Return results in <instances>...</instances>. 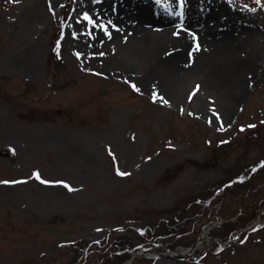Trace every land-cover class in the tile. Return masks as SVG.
Masks as SVG:
<instances>
[{"label":"rangeland","instance_id":"rangeland-1","mask_svg":"<svg viewBox=\"0 0 264 264\" xmlns=\"http://www.w3.org/2000/svg\"><path fill=\"white\" fill-rule=\"evenodd\" d=\"M133 1L140 0H0V153L11 152L0 154V181H10L0 183V264H92L119 239L148 237L166 250L127 263L264 264V7L201 0L202 17L143 24L192 29L205 44L182 57L191 62L211 45L204 27L212 32L213 4L228 7L232 21L217 29L247 46L244 55L256 51L243 71H258L231 115L218 120L204 112L213 94L189 83L157 90L158 76L141 67L145 58L115 35L125 12L139 14ZM165 1L180 10L178 0ZM127 43L130 54L121 50ZM37 171L52 183L35 179ZM176 238L181 245L169 248ZM190 246L194 256L179 258Z\"/></svg>","mask_w":264,"mask_h":264},{"label":"bare ground","instance_id":"bare-ground-1","mask_svg":"<svg viewBox=\"0 0 264 264\" xmlns=\"http://www.w3.org/2000/svg\"><path fill=\"white\" fill-rule=\"evenodd\" d=\"M149 1L150 2L147 0L133 1L135 5L131 7L135 8L136 6V8L139 9V14H130V9L128 12H125L124 14H126L125 18H127V21L116 24V27L112 30L117 31L118 29L119 31H117L115 35L124 37V41L127 40L133 43L135 49L141 54V57L145 58V60L143 59L142 61L141 67L146 71L150 79L153 75L155 77L158 76L157 78L160 79V82L156 85L157 90L160 88L162 90L167 89L175 83L193 84L199 91L211 93L213 97H215V101L208 102L207 104L205 103L204 112L211 111L214 113V117H218V120L227 119L233 112L235 105L245 96V91L253 78L256 77V72L258 71V68H255V66L250 74L248 73V69L243 71V68H246L247 62L248 66H251L250 61L256 51L250 48L248 50V56L246 51L244 55L243 50L244 48L246 49L247 46L241 49L242 46L236 42L232 34L228 33L229 30L226 32H219L217 29L218 25H223V27L228 26L229 21H232L233 17L226 14L228 7L217 2L213 4L210 9L211 11H209V13L211 12L209 16L214 15L212 32L207 26L204 27L208 31V34L213 35H209L211 37L209 40L211 45L207 44V46L211 47V50L210 47L209 50L205 49V51H203V49L200 55L192 59L193 61L186 62L182 58L185 53H190L191 49L200 52L201 48L197 50V44L199 47H202L201 45H204L205 42L202 44L200 40L191 35L193 37L192 39L190 33L192 34L194 32L191 28H188L191 30H187L185 33L178 31L179 35L177 37L172 32L174 27L146 28L143 24H154V22L162 24V17L171 15L170 12L166 10V6L170 7L172 13H175L178 9V6L176 7L173 2L161 0V3L157 4L155 0ZM204 5L205 4H202L201 0H186L183 9L184 17H186V15L189 16V14L194 15L196 18L199 15L202 17L203 13L200 12V7ZM208 6H210V4ZM136 17L141 18L139 19L140 22L135 19ZM142 17L147 18L144 23L142 22V19H144ZM221 17L222 20H220ZM132 19L138 21L139 24L136 26L130 24ZM173 35L175 37H172ZM117 40L120 41L117 45L124 43L120 39ZM127 44L125 49L121 50L124 53L130 54V50L133 47L130 46V43ZM176 47H181L178 56H175V54H165L169 48L174 49ZM212 50H214L213 53ZM136 56H134V59H136ZM252 60H254V58ZM114 61L116 65H120V61L117 58H115ZM154 68L162 70L163 75L161 74L162 76H160ZM166 72L172 75L166 76ZM163 77L165 78L162 80Z\"/></svg>","mask_w":264,"mask_h":264},{"label":"trees","instance_id":"trees-1","mask_svg":"<svg viewBox=\"0 0 264 264\" xmlns=\"http://www.w3.org/2000/svg\"><path fill=\"white\" fill-rule=\"evenodd\" d=\"M62 21H64V20H61V23H60V21L55 22V25H59L60 35H62V30H63ZM60 38L61 37H59L58 39H55V41L53 42L54 44L52 46V54H53V57L55 59L61 58V56H58V55H60V52L62 51ZM52 54H51V56H52ZM233 182H234V180H231L227 183L222 184V186L220 187L221 190L226 189L227 187L229 188V186H233L234 185ZM234 231H236V230L235 229L231 230V232H234ZM143 239H146L149 242V244L146 240H143L142 242L137 243V242H134V240L132 238L131 239L126 238L125 240L119 239L115 243H113V245L106 247L102 251L101 255L97 258V260L94 263L92 262V264H123L124 262H125L124 264H129V263H127V260L129 258H131V256L137 251L155 249L157 247H159L160 249H165L164 243H161L162 242L161 240H159L161 242L152 243V242H150L149 237L143 238ZM178 240H180V238L174 239V243H172L171 247H169V248H173V249L178 248L181 245V244H179L181 241L179 242ZM191 244H192V242H191ZM192 256H194V254L188 255L187 258H192ZM179 258L184 259L185 257L180 255ZM135 260L147 261L148 258L146 256H144V257L136 256L133 259V261H135ZM151 260H153V259H151ZM133 261L131 264H133Z\"/></svg>","mask_w":264,"mask_h":264},{"label":"snow or ice","instance_id":"snow-or-ice-1","mask_svg":"<svg viewBox=\"0 0 264 264\" xmlns=\"http://www.w3.org/2000/svg\"><path fill=\"white\" fill-rule=\"evenodd\" d=\"M13 2H16V0H13ZM92 2H93V3H100L101 0H92ZM155 2H156L157 4H160V3H161V0H155ZM255 2H256L257 4H259V5H261V7H264V3H262V0H255ZM178 4H179V8H180V10H179L178 12L172 13V12H171V9H170L169 6H166V10H168V11L170 12V14H175V15L180 16L181 18H183V16H184V11H183V9H184L185 0H178ZM245 7H247V5H245ZM255 10H256L255 8L251 9V11H255ZM83 19H84L85 21H87L88 24H90V25H96V21H95L90 15H89L88 12H84V13H83ZM108 23H109V24H112V21L109 20ZM99 27L102 28V30H103V32H104L105 35L109 36V38L111 37V33L108 31L107 26H105V25H99ZM113 27H116V26L113 24ZM181 28L183 29V25H181ZM117 30H118V29H117ZM183 30H184V31H187V29H183ZM89 34H90V33H89ZM174 34L178 35L179 33H174ZM74 35H75V33H74ZM192 36L195 37V33H192ZM198 49H199V45L197 44V50H198ZM77 55H79V54H77ZM100 55H103V53H100ZM132 87H133V89H134L135 91L139 92V88H137L135 84H133ZM153 95H154V98H157V95H156L155 93H154ZM193 95H195V93H194ZM158 98H159L164 104H167V103H168V101L165 100L163 97H158ZM217 118H218V117H217ZM249 127H254V125H250ZM241 130H243V129H241ZM261 166L264 167V162H261ZM253 171H255V169H253ZM117 173H118L119 175H122V176H123V175H128V173L120 172L119 169H117ZM33 176L35 177V179L39 180V181H40L41 183H43V184L52 183V181L43 180V179L41 178V176H40V174H39L38 171H37V172H34V173H33ZM22 182H23V181H11V183H22ZM0 183H5V184H7V183H10V181H0ZM55 183L64 184L65 187H69L66 183H64V181H55ZM70 190H71V189H70ZM98 231H99V229H98Z\"/></svg>","mask_w":264,"mask_h":264},{"label":"water","instance_id":"water-1","mask_svg":"<svg viewBox=\"0 0 264 264\" xmlns=\"http://www.w3.org/2000/svg\"><path fill=\"white\" fill-rule=\"evenodd\" d=\"M10 154V152L9 151H5V152H3L2 153V155H5V156H8ZM195 247H193V249H194Z\"/></svg>","mask_w":264,"mask_h":264}]
</instances>
